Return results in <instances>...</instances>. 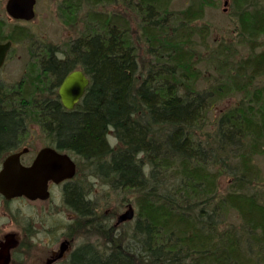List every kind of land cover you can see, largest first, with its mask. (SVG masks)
I'll return each instance as SVG.
<instances>
[{
    "label": "trees",
    "instance_id": "16d2710c",
    "mask_svg": "<svg viewBox=\"0 0 264 264\" xmlns=\"http://www.w3.org/2000/svg\"><path fill=\"white\" fill-rule=\"evenodd\" d=\"M68 1L66 20L74 21L84 4L90 8L84 31L62 56L40 48L33 76L16 97L0 87V161L32 117L49 146L85 160L114 189L133 192L138 216L114 235V228L90 221L96 209L84 186L64 182L67 206L108 240L79 245L67 263L264 264V190L249 187L261 177L253 162L264 152V48L256 51L264 37L263 0H230L237 33L251 52L237 59L225 47L213 51L217 76L207 87L199 86L198 45L209 27L195 23L219 0H188L183 9L172 8L174 0ZM120 4L138 15L139 32L123 10H104ZM78 68L90 85L74 110L57 94L40 104L30 100L45 83L57 91ZM236 93L242 100L212 119L216 104ZM223 175L230 185L225 194ZM231 211L239 225L227 223Z\"/></svg>",
    "mask_w": 264,
    "mask_h": 264
},
{
    "label": "rangeland",
    "instance_id": "374dc122",
    "mask_svg": "<svg viewBox=\"0 0 264 264\" xmlns=\"http://www.w3.org/2000/svg\"><path fill=\"white\" fill-rule=\"evenodd\" d=\"M6 3L7 0H0V21H3V25H0V36L5 40H12L14 45L4 68L0 71V87L7 97H16L18 92L22 93L19 91L21 85L23 88L25 87L23 82L29 76L30 78L33 76L31 70L36 68L35 55L41 50L40 48L45 49L46 46H51L62 56L67 44L84 31V17L90 8L84 4L79 13L75 15L74 22L72 19L66 20L63 15V11L68 10L65 8L67 4L69 5L68 0H36L34 19L24 21L11 18L7 13ZM187 3L188 0H174L172 8L183 9ZM262 4L264 5V0ZM104 6H100L101 9ZM119 9L126 12L134 29L139 32L138 15L125 7V4H120L118 7L107 5L104 8L106 11ZM195 25H208L209 27V34L204 40V45H198V49L202 52V58L198 65L202 72L199 86L207 87L217 76V64L213 62V51L219 47H225L230 49L238 59L248 56L251 49L246 43L241 42L240 35L237 33V22L233 16L230 0H219L215 7L207 8L203 19ZM10 35L19 39L13 40L9 38ZM138 36L139 33L136 38ZM258 43L261 45L256 51L264 48V37ZM138 46L140 47L141 62L146 63L148 56L144 51V43L140 40ZM259 81V83H264V77ZM56 94L58 95V90L55 91L52 83H45L32 95L30 100L40 104L47 96L56 97ZM243 96L244 94L236 93L219 101L211 113L212 119H216L224 110L234 108L233 106H236ZM109 140L113 146H117L118 141L112 133H110ZM45 147H49L46 132L39 122L37 123L36 120L34 122L32 117L29 118L27 128L22 134H19L13 149L27 148L29 150L28 157H34L37 151ZM78 161L79 163L76 161L77 175L75 174L76 177L74 176L72 180L79 181L84 186L89 199L94 203L96 216L90 221L94 220L95 224L99 222L105 229L114 228L116 230L113 231L114 235L119 231L117 228L133 227L134 220L138 216V206L135 202L137 196L128 189H114L110 184L95 176L85 160L78 158ZM253 163L260 170L261 177L257 182L251 183L249 187L257 191L264 190V152L256 156ZM229 188V177L221 176L219 192L225 194ZM64 190V184L52 186L49 190L50 196L46 200H30L24 197L8 202L0 198V239L9 233H17L21 239V244L16 250L18 251L16 253H21V256L16 259L14 257L15 260L12 264H46L52 251L60 252L62 243L67 239L71 243L65 253L67 256L56 264H68L70 252L84 243L106 245L108 240L98 233L97 228L87 226V220H81L67 206L64 200ZM130 207L134 211L133 219L118 224V218ZM227 223L239 225L240 218L231 211ZM226 224H223V227Z\"/></svg>",
    "mask_w": 264,
    "mask_h": 264
},
{
    "label": "water",
    "instance_id": "95a60500",
    "mask_svg": "<svg viewBox=\"0 0 264 264\" xmlns=\"http://www.w3.org/2000/svg\"><path fill=\"white\" fill-rule=\"evenodd\" d=\"M36 0H7L6 10L11 18L31 21L35 17ZM12 42L0 41V69L3 67ZM90 78L82 69L69 73L61 82L58 95L63 107L72 111L81 102ZM20 154L10 155L0 170V194L7 200L25 197L30 200H46L50 196L49 183L61 184L73 179L76 174V164L73 159L55 148H43L32 165L24 166L19 160ZM134 211L129 210L118 218V224L132 220ZM19 246L15 234L9 233L0 242V264H9L11 250ZM69 242L62 243L57 259L67 252ZM52 260H49L50 264Z\"/></svg>",
    "mask_w": 264,
    "mask_h": 264
},
{
    "label": "flooded vegetation",
    "instance_id": "af4514ba",
    "mask_svg": "<svg viewBox=\"0 0 264 264\" xmlns=\"http://www.w3.org/2000/svg\"><path fill=\"white\" fill-rule=\"evenodd\" d=\"M0 41H1V42H8V41H11V42H12V48H13L14 42H13L12 40H2V39H0ZM12 48H11V50H12ZM11 50L9 51V53H8V55H7V58H6V60H5V63H4V65H3V67L0 69V71L4 68V66H5V64H6L7 60H8V56H9ZM78 69H79V68H78ZM78 69H75V70H78ZM75 70H73V71H75ZM82 70H83V69H82ZM73 71H71V72H73ZM83 71H84V70H83ZM71 72H70V73H71ZM68 74H69V73H68ZM68 74H67V75H68ZM67 75H66V76H67ZM66 76H65V77H66ZM65 77H64V78H65ZM58 89H59V87H58ZM58 97H59V95H58ZM59 99H60V98H59ZM60 102H61V100H60ZM61 104H62V103H61ZM48 146H49V145H48ZM49 147H51V148H55V147H52V146H49ZM55 149H56V148H55ZM41 150H42V149H40L39 151H37V153H36V155H35L34 157H28L29 150H28L27 148H23V149H21V150H18V149H12V150L8 151V152L6 153V155H4L3 158L1 159V162H0V170H1L2 167H3V163H4V161H5L10 155H13V154H20V156H19V160H20L21 164L24 165V166H30V165H32V163L34 162V160L37 158V156H38V154H39V152H40ZM56 150H57L59 153L68 154L71 158H73V160H75V158L72 157V155H71L70 153H68V152H61V151H59L58 149H56ZM74 162H75V164H76V166H77L76 161H74ZM61 184L63 185L64 183H61ZM52 186H58V184H54L53 182H50V183H49V190H50V188H51ZM0 198L6 200V201H8V202H13L14 200H17V199L19 200V199H22V198H24V197L14 198V199H11V200H7L3 195L0 194ZM15 236H16V239L19 241V246H20V244H21V239H20V237L18 236L17 233L15 234ZM4 237H5V236H4ZM4 237L0 239V242H2V241L4 240ZM67 241L69 242V247H70L71 243H70V241H69L68 239H67ZM19 246H18V247H19ZM18 247H17V248H18ZM17 248L11 250V252H10L11 260H10V263H9V264H12L13 260H15L16 258H19V257L21 256V253H19V254L16 253V252H18V251H16ZM58 254H59V251H55V250L52 251L51 256H50L49 259H48V261H49V260H52V262H51L50 264H56V263L59 262L60 260L65 259L66 256H67V254H64V256H63L62 258L57 259L56 257H57ZM14 257H15V259H13ZM48 261L46 262V264H49Z\"/></svg>",
    "mask_w": 264,
    "mask_h": 264
},
{
    "label": "clouds",
    "instance_id": "9594fccd",
    "mask_svg": "<svg viewBox=\"0 0 264 264\" xmlns=\"http://www.w3.org/2000/svg\"><path fill=\"white\" fill-rule=\"evenodd\" d=\"M57 55H59V54H57Z\"/></svg>",
    "mask_w": 264,
    "mask_h": 264
}]
</instances>
